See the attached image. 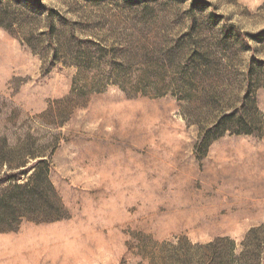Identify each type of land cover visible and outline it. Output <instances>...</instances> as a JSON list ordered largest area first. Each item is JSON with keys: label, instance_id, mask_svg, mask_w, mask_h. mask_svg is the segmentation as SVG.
Segmentation results:
<instances>
[{"label": "rangeland", "instance_id": "374dc122", "mask_svg": "<svg viewBox=\"0 0 264 264\" xmlns=\"http://www.w3.org/2000/svg\"><path fill=\"white\" fill-rule=\"evenodd\" d=\"M33 156L0 264H264V0H0V175Z\"/></svg>", "mask_w": 264, "mask_h": 264}, {"label": "trees", "instance_id": "16d2710c", "mask_svg": "<svg viewBox=\"0 0 264 264\" xmlns=\"http://www.w3.org/2000/svg\"><path fill=\"white\" fill-rule=\"evenodd\" d=\"M252 67L247 71L250 76ZM244 107H234L232 112L222 115L217 122L224 134L232 130L236 134H249L254 132L257 118L255 103L246 94ZM212 140L205 137L204 147H208ZM8 170L0 175V230L11 231L18 226L23 219L33 215L48 214L54 212L55 202L47 194L51 192L50 181L51 166L44 156H33L32 161L18 162L15 166L8 163ZM46 194V200L43 197Z\"/></svg>", "mask_w": 264, "mask_h": 264}, {"label": "bare ground", "instance_id": "6f19581e", "mask_svg": "<svg viewBox=\"0 0 264 264\" xmlns=\"http://www.w3.org/2000/svg\"><path fill=\"white\" fill-rule=\"evenodd\" d=\"M45 242V241H44Z\"/></svg>", "mask_w": 264, "mask_h": 264}]
</instances>
